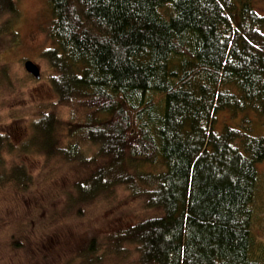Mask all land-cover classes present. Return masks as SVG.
Segmentation results:
<instances>
[{
  "label": "trees",
  "instance_id": "1",
  "mask_svg": "<svg viewBox=\"0 0 264 264\" xmlns=\"http://www.w3.org/2000/svg\"><path fill=\"white\" fill-rule=\"evenodd\" d=\"M46 1L55 45L43 54L59 101L31 128L40 177L26 165L0 173L11 262L25 251L30 264H52L38 239L60 264H99L96 241L70 249L63 229L124 185L122 205L93 213L116 223L105 237L113 257L129 242L133 264H264L252 226L264 161L250 116L264 114V14L254 1ZM225 110L238 122L219 131ZM87 142L97 155L84 157ZM7 147L1 136L0 155Z\"/></svg>",
  "mask_w": 264,
  "mask_h": 264
},
{
  "label": "rangeland",
  "instance_id": "2",
  "mask_svg": "<svg viewBox=\"0 0 264 264\" xmlns=\"http://www.w3.org/2000/svg\"><path fill=\"white\" fill-rule=\"evenodd\" d=\"M253 1L256 11L263 15L264 0ZM12 2L15 7L14 13L7 10L9 4L6 0H0V137H7L14 144L12 149L7 147L0 155V173L8 172L15 165H26L29 173L38 179L41 168L45 164V158L29 144L33 136L31 128L41 119L40 111L51 110V106L59 101V96L56 95L50 83V64L47 63L43 54L45 50L55 45L49 32L53 23V13L46 0H12ZM27 60H33L40 66L41 79H36L27 72L24 66ZM234 116L231 110L219 112L216 128L220 131L226 125L235 126L238 120H234ZM250 116L254 119L252 134L257 138L258 136L264 138V114L253 112ZM239 117L242 116L239 115ZM98 147L99 144L84 143L82 145L84 157L97 155ZM153 168L145 166V170L153 171ZM257 169L260 180L256 198L252 203L254 216L252 226L254 237H256L255 251H261L264 248V161L259 162ZM47 172L49 176H53V171L48 169ZM130 194L131 191L126 186L116 187L115 191L107 195L99 206H95V210L90 208L89 211L87 208V218L72 223V226L66 225L63 234L67 237V246L71 249L73 246L89 245L94 240L99 246L96 253L92 255L95 260L98 257L101 258L99 264H133L139 258L137 244L125 242L122 252H118L119 257H113L109 254L112 244L106 242L105 237L112 239L113 235L109 232L115 229L116 223L108 214L109 221L107 222L99 221L98 218L95 220L93 216V213L98 211L100 217L104 206L114 211L117 206L126 201ZM3 196L0 193V198ZM7 196L9 198L12 196L9 191ZM66 201L70 202L66 198L58 202L61 206H65ZM58 206L59 204H55V207ZM140 207L137 205L134 208L138 214L142 211ZM128 212L130 213L129 210ZM0 213L5 214L1 206ZM123 213L124 209L120 210V218L123 217ZM102 226L104 233L100 231ZM2 237L5 238L0 232V264H14L10 259L11 251L9 244L6 243L7 239L5 241ZM102 238L105 242L103 244ZM38 241L37 239L33 246L40 252L39 254L48 257V261L52 264H60L54 254L37 246ZM27 245H32V243ZM119 249L120 246L118 251ZM25 255L24 251L15 264H30L31 258ZM257 258L260 259V256ZM253 259L256 260V258Z\"/></svg>",
  "mask_w": 264,
  "mask_h": 264
},
{
  "label": "water",
  "instance_id": "3",
  "mask_svg": "<svg viewBox=\"0 0 264 264\" xmlns=\"http://www.w3.org/2000/svg\"><path fill=\"white\" fill-rule=\"evenodd\" d=\"M24 66L29 74L31 73L36 79H41V68L34 61L27 60Z\"/></svg>",
  "mask_w": 264,
  "mask_h": 264
},
{
  "label": "bare ground",
  "instance_id": "4",
  "mask_svg": "<svg viewBox=\"0 0 264 264\" xmlns=\"http://www.w3.org/2000/svg\"><path fill=\"white\" fill-rule=\"evenodd\" d=\"M33 61V60H32ZM31 74V73H30ZM32 75V74H31ZM33 76V75H32ZM35 77V76H34Z\"/></svg>",
  "mask_w": 264,
  "mask_h": 264
}]
</instances>
